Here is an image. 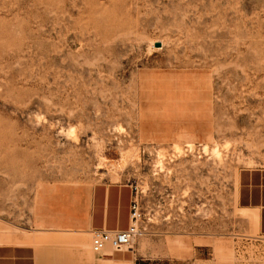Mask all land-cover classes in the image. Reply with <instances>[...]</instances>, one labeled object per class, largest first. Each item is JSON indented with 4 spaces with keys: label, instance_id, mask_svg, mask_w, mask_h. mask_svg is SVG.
I'll list each match as a JSON object with an SVG mask.
<instances>
[{
    "label": "rangeland",
    "instance_id": "1",
    "mask_svg": "<svg viewBox=\"0 0 264 264\" xmlns=\"http://www.w3.org/2000/svg\"><path fill=\"white\" fill-rule=\"evenodd\" d=\"M244 167H264V0H0V219L40 251L100 255L83 197L118 181L142 233L104 252L264 264Z\"/></svg>",
    "mask_w": 264,
    "mask_h": 264
},
{
    "label": "crops",
    "instance_id": "2",
    "mask_svg": "<svg viewBox=\"0 0 264 264\" xmlns=\"http://www.w3.org/2000/svg\"><path fill=\"white\" fill-rule=\"evenodd\" d=\"M133 186L126 182L97 181L83 197L81 231L95 229L121 230L130 221ZM238 206L253 214L256 231L264 236V167H244L237 181ZM37 231L10 226L0 219V264H137L136 256L119 252H100L98 256L73 253L72 258H56V250L49 254L35 245ZM96 253V252H95ZM99 254V253H98ZM142 259V258H141Z\"/></svg>",
    "mask_w": 264,
    "mask_h": 264
},
{
    "label": "built area",
    "instance_id": "3",
    "mask_svg": "<svg viewBox=\"0 0 264 264\" xmlns=\"http://www.w3.org/2000/svg\"><path fill=\"white\" fill-rule=\"evenodd\" d=\"M130 221L125 229L107 230L95 229L91 232V249L96 253L103 252L107 247L112 251H126L133 249V243L141 235L139 225L141 213L135 198L130 205Z\"/></svg>",
    "mask_w": 264,
    "mask_h": 264
},
{
    "label": "water",
    "instance_id": "4",
    "mask_svg": "<svg viewBox=\"0 0 264 264\" xmlns=\"http://www.w3.org/2000/svg\"><path fill=\"white\" fill-rule=\"evenodd\" d=\"M157 46H160V42L157 43Z\"/></svg>",
    "mask_w": 264,
    "mask_h": 264
}]
</instances>
